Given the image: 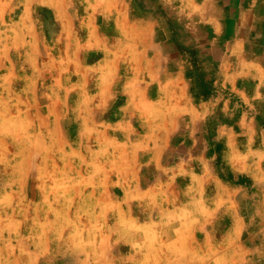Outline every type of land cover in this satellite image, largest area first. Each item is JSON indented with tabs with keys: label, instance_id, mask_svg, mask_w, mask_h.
<instances>
[{
	"label": "rangeland",
	"instance_id": "1",
	"mask_svg": "<svg viewBox=\"0 0 264 264\" xmlns=\"http://www.w3.org/2000/svg\"><path fill=\"white\" fill-rule=\"evenodd\" d=\"M209 4L0 0V264H264V98L211 82Z\"/></svg>",
	"mask_w": 264,
	"mask_h": 264
},
{
	"label": "crops",
	"instance_id": "2",
	"mask_svg": "<svg viewBox=\"0 0 264 264\" xmlns=\"http://www.w3.org/2000/svg\"><path fill=\"white\" fill-rule=\"evenodd\" d=\"M209 1L211 6H213L218 14L214 11L213 14H207L205 16L206 26L214 28V34L212 36H207L206 40L202 41L199 38V33L195 31L192 33V39L194 41V46L198 49V53L208 57H213V64H219L218 72L214 75H222V78H214L211 82L214 87L229 88L230 86L237 94L241 95L245 102L255 101V98H264V28H261L260 33L252 31L250 35H247V27L253 12V7L257 5H264L263 0H205ZM260 2V3H259ZM206 5V2L203 3ZM222 7H227V15H224ZM220 8V9H219ZM251 8V9H250ZM252 11V12H251ZM254 13V12H253ZM261 18L264 15L263 10L261 12ZM128 15V14H127ZM262 22V19H261ZM247 24V25H246ZM263 27V26H262ZM253 37H258L254 40ZM211 38V39H210ZM250 40V41H249ZM221 44H226L223 47V52H220ZM250 51H246V46ZM255 46L258 48L256 52L254 51ZM253 47V48H252ZM193 47L186 46L185 49L192 51ZM241 50V52L239 51ZM253 50V51H252ZM216 56H220L218 60ZM216 61V62H215ZM209 63V62H207ZM228 64V72L232 70V66L235 65L236 69L232 70L229 77H225V74L221 73L226 69ZM224 67H222V66ZM254 65L256 67V72L259 76L258 80L251 82L250 89L248 83L250 81L247 78L246 69L244 67ZM222 67V68H221ZM166 68H168L166 66ZM192 68H188L190 72ZM215 69V68H214ZM195 70V69H194ZM204 75L208 77L209 70L207 68L203 69ZM202 71V72H203ZM179 68L174 71L177 74L175 77L183 78L182 80H188V84H192L191 76L194 71L187 77L185 75V70L182 71ZM182 76V77H181ZM189 78V79H188ZM242 79V80H241ZM203 81V77H202ZM248 86V87H247ZM254 96V97H253ZM242 117H245L244 115ZM250 117V116H249Z\"/></svg>",
	"mask_w": 264,
	"mask_h": 264
}]
</instances>
